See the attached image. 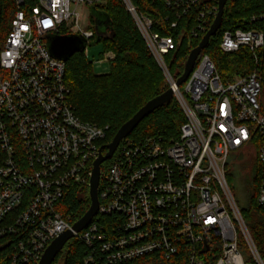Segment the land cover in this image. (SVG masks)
Listing matches in <instances>:
<instances>
[{
	"label": "built area",
	"instance_id": "obj_1",
	"mask_svg": "<svg viewBox=\"0 0 264 264\" xmlns=\"http://www.w3.org/2000/svg\"><path fill=\"white\" fill-rule=\"evenodd\" d=\"M32 1L28 10L25 0H16V13L7 20L0 0V239L16 242L11 264H38L51 243L72 230L75 222L63 216L61 201L73 186H90L109 131L76 115L66 62L50 53L47 41L62 31L94 40L92 30L80 29L78 8L105 0ZM123 1L186 123L177 138L121 142L105 175L98 215L75 233L89 249L85 264H264L227 183L234 163L254 159L257 203L264 211V72L258 63L264 30L225 31L220 44L226 54L251 52L254 72L224 82L205 55L177 88L165 62L177 48L175 39L155 32L151 18ZM163 1L176 17L171 28L199 8L194 39L218 14V1ZM258 19L264 21V14L253 22ZM115 57L107 53L101 62ZM100 215L117 220L95 222Z\"/></svg>",
	"mask_w": 264,
	"mask_h": 264
},
{
	"label": "trees",
	"instance_id": "obj_2",
	"mask_svg": "<svg viewBox=\"0 0 264 264\" xmlns=\"http://www.w3.org/2000/svg\"><path fill=\"white\" fill-rule=\"evenodd\" d=\"M134 6L153 20L154 31L175 39L177 48L169 53L165 62L172 77L177 81L184 72L185 64L193 49L203 37L194 39L191 30L196 26L199 8L179 21L177 28H171L174 15L163 0H131ZM218 0H210L217 6ZM3 14L8 20L16 13V0H2ZM32 0H25L24 8L33 7ZM94 10L105 15L107 34L94 32L96 44L103 43L105 52L114 53L110 72L97 75L84 52L75 54L66 62V83L70 88V101L76 115L83 121L99 127H109L102 147L110 144L120 128L129 121L150 100L165 93L169 86L164 73L151 53L131 14L122 0H105L104 5H94ZM264 14V0H228L225 6L223 24L219 32L210 39L205 55L215 63L224 82L233 81L255 71L256 61L251 52L241 49L236 53H223L220 49L225 31L264 30V21L253 17ZM94 26L96 20L91 16ZM60 35H67L65 31ZM258 63L264 72V49L259 52ZM186 117L175 97L169 104L159 108L145 118L128 138H162L168 140L180 135ZM107 150H104L106 153ZM113 160L102 166L99 195L104 191L105 175ZM246 162L257 163L254 159L241 160L227 176L228 187L239 207L241 217L249 230L257 251L264 261V211L258 206L259 167L249 181L244 178L248 168ZM240 166H244L240 168ZM243 174V180H241ZM240 176L238 179L237 176ZM242 185V186H241ZM241 190V192H240ZM91 205L88 186H73L61 201L60 211L64 217H72L73 223L80 220ZM117 220L115 215L98 216L95 222L105 225ZM244 241V240H243ZM15 243L8 238L0 239V264H11L15 254ZM248 247L241 243V249L248 253ZM247 249V250H246ZM89 253L87 246L79 239L69 241L53 264H85Z\"/></svg>",
	"mask_w": 264,
	"mask_h": 264
},
{
	"label": "water",
	"instance_id": "obj_3",
	"mask_svg": "<svg viewBox=\"0 0 264 264\" xmlns=\"http://www.w3.org/2000/svg\"><path fill=\"white\" fill-rule=\"evenodd\" d=\"M228 0H218V14L210 27L209 31L203 37L199 45L193 49L188 57L184 67L182 76L176 81V87H182L189 76L194 71L197 61L208 46L210 39L214 37L222 27L225 6ZM48 48L50 53L58 60L67 62L75 54L84 52L88 41L81 35L67 34V35H49L47 36ZM174 97V91L169 88L165 93L150 100L144 107H142L129 121H127L118 131L113 141L102 147L98 159L93 164L92 175L90 178V200L91 205L87 213L78 220L72 230L67 231L47 248L38 264H53L59 254L63 251L67 243L75 238V233H81L92 223L94 218L99 213L100 198L99 189L102 178V166L107 161L111 160L117 152L121 142L127 138L137 126L149 115L169 104ZM107 150L104 153V150Z\"/></svg>",
	"mask_w": 264,
	"mask_h": 264
},
{
	"label": "rangeland",
	"instance_id": "obj_4",
	"mask_svg": "<svg viewBox=\"0 0 264 264\" xmlns=\"http://www.w3.org/2000/svg\"><path fill=\"white\" fill-rule=\"evenodd\" d=\"M122 2L124 4L125 8L127 9L123 0H122ZM78 14L80 16L79 26H80L81 30H83V31L92 30L93 32H96L98 35H101V36H104L107 34V24H106V20H105V15L102 14L101 12L94 10L93 5L82 4L78 8ZM91 16H93L96 20V24L94 26L91 23ZM104 52H105L104 44L103 43L96 44L95 40L90 41L88 43V45L86 46L87 58L89 59V61L93 65V72L97 75H103V74H107L110 72L111 63L110 62H101V60L103 58L102 55ZM164 76H165L167 84L170 88V82H169V80L165 74H164ZM237 164L239 165V163H234L230 167V172L233 170V168ZM242 167H244V166H240V168H242ZM246 167L248 168V170H247V172L244 173L245 174L244 178L246 179V181H249L251 179V177H253V174L256 172L257 167H258V163L252 164V162H246ZM237 177H238V179L240 178L239 175ZM241 177H242L241 180H243V174H241ZM243 182H244V180H243ZM240 192H241V190H240ZM238 209H239V207H238ZM246 254L247 255L249 254V257L251 256L249 249H248V253H246Z\"/></svg>",
	"mask_w": 264,
	"mask_h": 264
}]
</instances>
